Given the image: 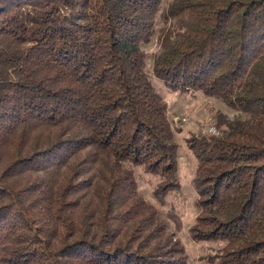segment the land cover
Wrapping results in <instances>:
<instances>
[{
    "label": "trees",
    "instance_id": "16d2710c",
    "mask_svg": "<svg viewBox=\"0 0 264 264\" xmlns=\"http://www.w3.org/2000/svg\"><path fill=\"white\" fill-rule=\"evenodd\" d=\"M161 3L0 0V264H185L134 172L178 184L153 39L157 77L240 113L189 143L192 236L264 264V0Z\"/></svg>",
    "mask_w": 264,
    "mask_h": 264
},
{
    "label": "rangeland",
    "instance_id": "374dc122",
    "mask_svg": "<svg viewBox=\"0 0 264 264\" xmlns=\"http://www.w3.org/2000/svg\"><path fill=\"white\" fill-rule=\"evenodd\" d=\"M169 2L170 0H162L161 9ZM160 13L161 10L157 16L158 26L161 25ZM158 46L156 39L146 45V69L153 85L166 102L168 120L179 143L177 171L173 178L178 184L168 190L162 200V185L167 178L159 171H147L143 165H138L134 167L138 189L158 209L160 218L166 223L171 236L166 237L165 234L162 237L168 239V246L177 250L175 255L183 257L185 264H220L224 241L214 238L194 239L190 230L198 216H201V220L196 224L195 231L208 226L203 223L204 213L197 203L199 194L193 182L197 158L189 143L219 134L217 124L220 115L231 118L240 113L217 97L204 95L196 90L170 88L152 71L153 56ZM6 224L5 222L4 225Z\"/></svg>",
    "mask_w": 264,
    "mask_h": 264
},
{
    "label": "built area",
    "instance_id": "2783aa9c",
    "mask_svg": "<svg viewBox=\"0 0 264 264\" xmlns=\"http://www.w3.org/2000/svg\"><path fill=\"white\" fill-rule=\"evenodd\" d=\"M213 130H215V128L212 127Z\"/></svg>",
    "mask_w": 264,
    "mask_h": 264
}]
</instances>
